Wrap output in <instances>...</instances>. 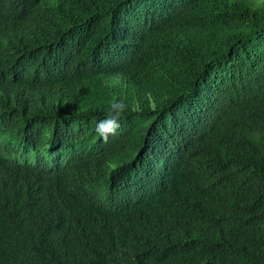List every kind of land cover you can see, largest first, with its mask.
Instances as JSON below:
<instances>
[{"label": "trees", "instance_id": "16d2710c", "mask_svg": "<svg viewBox=\"0 0 264 264\" xmlns=\"http://www.w3.org/2000/svg\"><path fill=\"white\" fill-rule=\"evenodd\" d=\"M0 264H264V0H0Z\"/></svg>", "mask_w": 264, "mask_h": 264}, {"label": "rangeland", "instance_id": "374dc122", "mask_svg": "<svg viewBox=\"0 0 264 264\" xmlns=\"http://www.w3.org/2000/svg\"><path fill=\"white\" fill-rule=\"evenodd\" d=\"M263 0H257L258 3H261Z\"/></svg>", "mask_w": 264, "mask_h": 264}]
</instances>
